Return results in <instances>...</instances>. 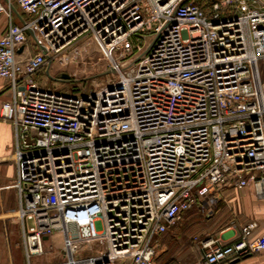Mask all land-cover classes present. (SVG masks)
<instances>
[{
    "label": "built area",
    "instance_id": "1",
    "mask_svg": "<svg viewBox=\"0 0 264 264\" xmlns=\"http://www.w3.org/2000/svg\"><path fill=\"white\" fill-rule=\"evenodd\" d=\"M27 257L62 236L58 264H153L162 234L200 200L264 196V0H0ZM90 38L101 87H49ZM87 62V63H86ZM256 221L203 264L264 251ZM208 246L207 244L205 247Z\"/></svg>",
    "mask_w": 264,
    "mask_h": 264
},
{
    "label": "crops",
    "instance_id": "2",
    "mask_svg": "<svg viewBox=\"0 0 264 264\" xmlns=\"http://www.w3.org/2000/svg\"><path fill=\"white\" fill-rule=\"evenodd\" d=\"M6 25L0 17V35ZM257 62V75L263 81L261 66ZM46 66L45 72L50 70ZM43 71V70H42ZM42 71L38 77L43 79ZM47 83L57 78L48 77ZM55 80V81H54ZM48 85V84H47ZM50 86V85H49ZM10 98L6 81L0 77V108ZM21 195L17 183L15 158V126L11 120L0 117V264H58L64 257L61 251L62 236L56 233L44 240L45 252L27 257L22 226L17 211ZM256 221V234H264V196L257 194L253 185L243 188L229 187L213 200H200L192 209L184 212L161 236L153 264H203L205 250L218 242H232L241 235L242 227ZM208 245L205 247V245ZM54 254L57 260L48 261ZM232 264V263H228ZM234 264H264V251L249 255Z\"/></svg>",
    "mask_w": 264,
    "mask_h": 264
},
{
    "label": "rangeland",
    "instance_id": "3",
    "mask_svg": "<svg viewBox=\"0 0 264 264\" xmlns=\"http://www.w3.org/2000/svg\"><path fill=\"white\" fill-rule=\"evenodd\" d=\"M76 45H80L78 49H71V53L76 56L78 64L77 65H68V66H58L56 63L50 65V70L45 72L46 67H44L42 74L44 75V80L49 87L60 89L69 93H86L89 89L94 87H101L103 82L106 80L108 76L107 72L104 71L106 68L105 62L98 63L95 67H91L90 65H86L84 63V57L88 54L91 55L92 58H95L97 50L90 38L87 40L79 41ZM264 62V61H262ZM87 63V62H86ZM69 74L68 78L60 77V73ZM51 77L52 80L57 78L56 83H47ZM261 75L264 81V63L261 66ZM48 261L57 260L58 257L51 254L48 257Z\"/></svg>",
    "mask_w": 264,
    "mask_h": 264
},
{
    "label": "water",
    "instance_id": "4",
    "mask_svg": "<svg viewBox=\"0 0 264 264\" xmlns=\"http://www.w3.org/2000/svg\"><path fill=\"white\" fill-rule=\"evenodd\" d=\"M60 77H63V78H68L69 77V74H66V73H60V75H59ZM240 259H238V258H236V259H234V260H232L230 263H232V264H234V263H236V262H238Z\"/></svg>",
    "mask_w": 264,
    "mask_h": 264
},
{
    "label": "trees",
    "instance_id": "5",
    "mask_svg": "<svg viewBox=\"0 0 264 264\" xmlns=\"http://www.w3.org/2000/svg\"><path fill=\"white\" fill-rule=\"evenodd\" d=\"M196 1H197L198 3H200L201 5H204L206 0H196Z\"/></svg>",
    "mask_w": 264,
    "mask_h": 264
}]
</instances>
